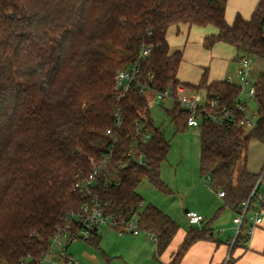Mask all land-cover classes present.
<instances>
[{
  "label": "trees",
  "instance_id": "16d2710c",
  "mask_svg": "<svg viewBox=\"0 0 264 264\" xmlns=\"http://www.w3.org/2000/svg\"><path fill=\"white\" fill-rule=\"evenodd\" d=\"M226 7L227 0H0V264H41L66 217L94 198L116 218L138 213L141 228L157 237V255L163 254L180 224L145 205L137 191L145 177L170 191L161 179L170 142L154 124L147 92L175 96L183 84L206 90L237 120L247 114V106L238 109V85L211 80L207 67L197 83L181 82L184 53L171 51L168 40L171 26L179 32L182 25H213L217 32L205 37L206 49L224 42L253 59L264 58V0L250 18L237 14L231 24ZM148 47L149 55L141 57ZM136 63L138 78L121 94L116 75ZM254 84L258 122L253 128L205 114L197 126L200 172L240 216L258 178L248 169L247 153L252 139L264 141V71ZM144 86L147 92L141 91ZM172 101L167 112L177 128L190 127L189 114ZM116 114L123 124L113 144L104 132L115 128ZM111 147L114 163L100 172L90 195L78 192L75 184L90 174L91 158ZM247 219L230 247L245 242L241 231ZM190 225L169 264H180L195 242L212 238L209 227ZM84 239L98 247L101 235L94 231Z\"/></svg>",
  "mask_w": 264,
  "mask_h": 264
},
{
  "label": "rangeland",
  "instance_id": "374dc122",
  "mask_svg": "<svg viewBox=\"0 0 264 264\" xmlns=\"http://www.w3.org/2000/svg\"><path fill=\"white\" fill-rule=\"evenodd\" d=\"M208 27H213V25L202 28L201 32L209 30ZM193 30L187 41L183 38L176 40L184 47V60L179 72L180 78L197 83L201 78L202 68L207 67L210 75L214 78H222L225 74L238 84L237 60L249 53L237 50L224 42L217 43L212 49H206L200 33ZM172 46L179 45H176L173 40ZM254 59L252 83L264 71V58L254 57ZM202 91L204 96L208 93L206 90ZM147 96L150 100V114L154 124L163 131L166 139L170 142V151L161 165V179L170 191L164 192L156 188L147 177L143 178L137 191L143 197L145 205L152 204L160 208L176 220L180 226L189 230L191 225L186 218L185 210L194 208L198 200L202 212L209 220L213 218L216 211L219 210L222 213L221 218L215 222L216 235L226 236L220 233L221 228L226 224L225 218L234 215L233 222L236 224V230H234L233 238H235L237 229L241 225V216L234 214L225 205V199L219 196L218 190L211 186L210 180L207 179L208 176L206 177L200 172V127L178 129L167 112V108L173 106L172 99L156 100L155 93L151 91L147 92ZM241 98L247 103V115L257 123L256 101L247 99L245 94H241ZM263 143V141L254 138L249 144L248 165L254 170L259 168V161L264 155ZM247 224L248 221L243 224L241 231L243 235L247 232ZM99 234L101 241L98 247L83 238L68 243V238L62 235L60 237L63 241L62 245L52 239L51 252L44 259V264H163L157 258V254L154 255L152 248L154 243L151 240L146 242L148 244H142L134 240L136 236L132 233L120 232L110 227L101 228ZM140 237L144 238L146 234L142 233Z\"/></svg>",
  "mask_w": 264,
  "mask_h": 264
},
{
  "label": "built area",
  "instance_id": "2783aa9c",
  "mask_svg": "<svg viewBox=\"0 0 264 264\" xmlns=\"http://www.w3.org/2000/svg\"><path fill=\"white\" fill-rule=\"evenodd\" d=\"M151 47L144 48L141 52V57H146L149 55ZM253 65L254 59L250 55H245L239 58L238 66L236 69V75L239 77V83L237 84L240 88V97L241 94H245L247 99L255 100L256 95V86L255 82H251L253 75ZM139 74V65L138 63L132 65L130 68L120 70L116 75L115 85L117 90L124 94L130 90L131 85L137 80ZM231 83H234L232 79L228 80ZM142 92H147V87L141 89ZM156 100L164 99H177L181 104L182 108L189 114L188 117V126L197 127L200 122V117L205 114L208 117L217 119L222 122H234L237 126H242L246 128H253L256 123L249 117L247 114L240 118L236 119L233 116V112L225 106L219 104L218 99L215 97L208 98L206 95H203V92L193 90L183 84H179L175 91V96L171 91L167 92H158L155 94ZM245 103L240 99V104H238V109L244 111ZM123 124L121 117L116 114V121L114 123L115 128H108L105 130L104 135L108 137L112 143L118 141L119 135L116 131ZM150 134L148 133L145 136V139H149ZM264 142V141H263ZM131 150L126 152V155L129 156ZM92 161V170L90 174L82 180L77 181L75 184V189L83 194L90 195L93 191V187L97 181V176L103 170L108 169L114 163V152L111 147L108 152L101 154L98 158H91ZM138 162L140 165L144 164L143 154L140 153L138 156ZM122 163H118V166H121ZM210 180V177L207 178ZM219 195L222 197L224 195L223 191L219 192ZM243 207L241 210V223L243 220L248 217L252 220V225L249 229L251 232L255 226L260 225L264 220V166L261 171L258 173L257 181L252 189V192L247 200L243 202ZM142 207V205H141ZM187 220L189 224L201 225L205 220V217L196 212V211H187L186 213ZM103 227H110L120 232H130L133 235H138L140 233L147 234L154 242H157V237L155 234L143 230L140 226V217L138 213L133 214L130 218H116L114 215L107 214L104 209V205L98 198H94L91 201L85 202L80 209L72 211L65 219L63 226L58 228L55 236V239L60 245L63 244V241L60 239L62 235L68 238V243L79 238H88L92 235L94 231H100ZM240 226L237 229L239 231ZM230 240V245H233L236 236ZM51 252V247L49 253ZM48 253V254H49ZM46 254V256L48 255ZM45 256V258H46ZM44 258V259H45ZM44 259L41 264H44ZM233 259L230 254L226 256L225 264L228 261Z\"/></svg>",
  "mask_w": 264,
  "mask_h": 264
},
{
  "label": "crops",
  "instance_id": "0c3cea01",
  "mask_svg": "<svg viewBox=\"0 0 264 264\" xmlns=\"http://www.w3.org/2000/svg\"><path fill=\"white\" fill-rule=\"evenodd\" d=\"M259 1L260 0H227V7H226L227 22L229 24L233 23L237 14H241L244 18H247V19L250 18L256 6L258 5ZM202 28H206V27H198V26L188 27V26L182 25L180 28V31L178 32L177 26H171L168 30V40L170 43L171 51H176L178 49H181L183 50V53H184V47L181 46V44H178L176 40L177 39L181 40L183 38V40L185 39V41H187L188 37L194 31L193 29H195L197 32L200 33V36L202 37L203 42L207 35L217 32V28L215 26L208 27L210 28L209 30L201 32ZM173 40L175 44L179 46H172ZM183 60H184V57H183ZM203 68H202V73H203ZM179 79L183 83H192V82H188L187 80H182L180 76H179ZM210 79L211 80H223V79L229 80L232 78L227 77L224 74L222 78L221 77L214 78V76L210 75ZM241 100L247 106L246 101H244L242 98ZM263 146H264V143H263ZM247 165H248V159H247ZM259 165L260 166L259 168H257V170H254V168H250L249 165H248V169L252 173L258 174L264 166V155L261 157L259 161ZM187 209L189 211H196L205 217V220L202 222V224L197 225V227L199 228V230H202L206 226L209 227L212 230V238L198 240L197 242H195L186 252L184 257L180 261V264H222L223 260L229 253H232L233 255V260L231 264H264V220L260 225L255 226L254 229L250 232L249 229L252 225V220L250 219L247 224V227H248L247 232L245 233V235H247L245 242L238 244L232 248L229 245H230V240L233 239L234 230H236V224L233 222L234 215H230L229 217L225 218L226 224L225 226L221 228V231H220V233H223V235H226L225 237H223L221 235H216V229H215V222L219 220L222 216V213L219 210L216 211L213 218L209 220L206 214L202 212L198 200L194 208L192 209L187 208ZM187 232H188V229H186L185 227L181 225L179 231L177 232L176 236L170 243L169 247L163 252V254L159 256L156 255L157 253H156L155 242L147 234H146V237L144 238L140 237L142 233L138 235H134L136 236L134 240L142 244L143 243L148 244L146 242H149V240H151L154 243V245L152 244L154 255H156L157 258L163 262V264H169L172 260L173 255L175 254L179 246L184 241V238ZM151 252L152 251H150V253Z\"/></svg>",
  "mask_w": 264,
  "mask_h": 264
},
{
  "label": "water",
  "instance_id": "95a60500",
  "mask_svg": "<svg viewBox=\"0 0 264 264\" xmlns=\"http://www.w3.org/2000/svg\"><path fill=\"white\" fill-rule=\"evenodd\" d=\"M186 212L188 211V209L185 210Z\"/></svg>",
  "mask_w": 264,
  "mask_h": 264
}]
</instances>
